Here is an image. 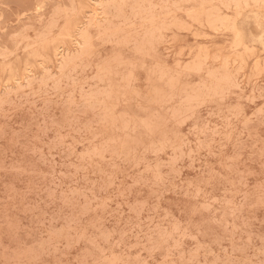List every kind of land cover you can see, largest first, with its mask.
Here are the masks:
<instances>
[{"label": "rangeland", "instance_id": "obj_1", "mask_svg": "<svg viewBox=\"0 0 264 264\" xmlns=\"http://www.w3.org/2000/svg\"><path fill=\"white\" fill-rule=\"evenodd\" d=\"M107 1L0 0V264H264V3Z\"/></svg>", "mask_w": 264, "mask_h": 264}, {"label": "bare ground", "instance_id": "obj_2", "mask_svg": "<svg viewBox=\"0 0 264 264\" xmlns=\"http://www.w3.org/2000/svg\"><path fill=\"white\" fill-rule=\"evenodd\" d=\"M2 1H3V0H2ZM49 1H50V0H49ZM62 1H63V0H62ZM67 1H68V0H67ZM112 1H113V0H112ZM112 1H107V2H110L109 4H116V5H117L116 2L111 3ZM126 1H128V0H126ZM133 1H134V0H133ZM136 1L138 2V0H135V2H136ZM144 1H145V0H144ZM150 1H151V0H150ZM150 1H147V3L150 2ZM185 1H186V0H185ZM190 1H191V2L193 1V2H194V0H190ZM199 1H202V0H199ZM221 1H222V0H221ZM226 1H227V0H226ZM233 1H234V0H228V2H231L232 4H233V3H236V4L239 3V2H238L239 0H238V1L235 0L236 2H233ZM260 1H261V0H260ZM9 2H10V1H9ZM71 2H72V1H71ZM88 2H89V1H88ZM94 2H97V1H94ZM98 2H101V1H98ZM120 2H121V1H120ZM157 2H160V1H157ZM188 2H189V1H187L186 3H188ZM223 2L225 3V1H222V3H223ZM228 2H227V5H228V4H231V3H228ZM252 2H253V1H252ZM254 2L257 4V1H254ZM254 2H253V3H254ZM262 2L264 3V0H262ZM262 2H261V3H262ZM6 3H7V2H6ZM10 3H11V2H10ZM62 3H63V2H62ZM69 3H70V2H69ZM133 3H134V2H133ZM133 3H132V4H133ZM142 3H143V1L141 2V5H142ZM150 3H151V2H150ZM198 3H199V2H198ZM243 3L245 4V2H243ZM43 4H46V3H43ZM47 4H48V3H47ZM72 4H73V2H72ZM72 4H70V5H72ZM95 4H97V3H95ZM99 4L102 5L103 3H99ZM105 4H106V3H105ZM118 4H119V3H118ZM120 4H122V5H120V6H124V3H123V2L120 3ZM126 4H127V3H126ZM132 4H131V5H132ZM135 4H136V3H135ZM256 4H255V5H256ZM1 5H3V4H1ZM6 5H7V4H6ZM10 5H12V4H10ZM23 5H25V4H23ZM40 5H42V4L40 3ZM40 5H39V6H40ZM63 5H64V4H63ZM151 5H152V3H151ZM156 5H159V4H156ZM156 5H155V6H156ZM199 5H200V4H199ZM199 5H198L197 7H199ZM223 5L225 6V7H223V8H224L226 11H227V9H228V11H229V7H228L229 5H228V6L225 5V4H223ZM223 5H222V6H223ZM261 5H262V4H261ZM261 5L258 6V7L260 8ZM15 6H16V5H15ZM49 6H50V5H49ZM94 6H95V5H94ZM143 6H144V5H143ZM148 6H149V4H148ZM153 6H154V5H153ZM159 6H160V5H159ZM159 6H156V7H159ZM226 6H227V7H226ZM234 6H236V5L234 4ZM238 6L240 7V5H238ZM238 6L235 7V8H239ZM245 6H246V5H245ZM46 7H47V6H46ZM74 7H75V6H74ZM99 7H100V6H99ZM114 7H115V6H114ZM138 7L141 9V7H140L139 5H138ZM151 7H152V6H151ZM156 7H155V8H156ZM181 7H182V6H181ZM191 7H192V6H191ZM200 7H201V6H200ZM37 8H39V10H40L42 7H41V8H40V7H37ZM37 8H36V9H37ZM44 8H45V7H44ZM101 8H102V10H104L103 7H101ZM108 8H110V7H108ZM115 8H116V7H115ZM115 8H113V10H115V12H116V10L119 11V9H115ZM117 8H121V10H120L121 12H120V11H119V12L122 13V11H123L122 8H123V7H119V6H117ZM139 8H135V10H136V9L139 10ZM145 8H146V7H145ZM152 8H153V7H152ZM155 8H153V10H154ZM163 8L165 9L166 7H163ZM192 8H194V7H192ZM202 8H203V7H202ZM202 8H200V9L203 11ZM207 8H209V7H207ZM233 8H234V7H233ZM235 8H234V9H235ZM6 9H7V8H6ZM28 9H29V8H28ZM42 9H43V8H42ZM42 9H41V10H42ZM45 9H46V8H45ZM66 9H70V7L66 8ZM129 9H130V6H129ZM132 9H133V7H131V10H130V11H133V10H134V9H133V10H132ZM146 9H148V11L151 10L150 7L146 8ZM184 9H186V8H184ZM188 9H189V8H187V10H188ZM190 9H191V8H190ZM195 9H196V8H195ZM205 9H206V8H204V10H205ZM260 9H262V8H260ZM37 10H38V9H37ZM39 10H38V11H39ZM72 10H73V8L71 9V11H72ZM80 10H81V8H80ZM141 10L143 11L144 8L141 9ZM159 10H160V9H159ZM179 10L181 11V9H179ZM209 10H211V9H209ZM236 10H238V9H236ZM3 11H4V10H3ZM5 11H6V10H5ZM28 11H29V10H28ZM42 11H43V10H42ZM46 11H47V10H46ZM67 11H68V10H67ZM97 11H98V10H97ZM156 11H157V10H156ZM180 11H179V12H180ZM182 11H183V10H182ZM182 11H181V12H182ZM188 11H189V10H188ZM199 11H200V10H199ZM199 11H197V12H199ZM207 11H208V10H206L205 12H207ZM220 11H221V10H219V12H220ZM234 11H235V10H234ZM1 12H2V11H1ZM8 12H9V11H8ZM8 12H7V13H8ZM11 12H12V11H11ZM24 12H25V11H24ZM26 12H27V11H26ZM29 12H30V11H29ZM29 12H28V13H29ZM33 12H34V11H33ZM56 12H58V11L55 10V13L52 11V14L50 13L51 16L53 15V13L56 14ZM59 12H60V11H59ZM59 12H58V13H59ZM85 12H86V11H85ZM85 12H84V13H85ZM102 12H103V11H102ZM106 12H109V13H110V11H108V9H106ZM106 12H105V13H106ZM138 12H139V11H138ZM149 12H150V11H149ZM186 12H187V11H186ZM205 12H204V13H205ZM219 12H218V13H219ZM235 12H236V11H235ZM3 13H4V12H3ZM12 13H13V12H12ZM30 13H31V12H30ZM42 13H43V12H42ZM44 13H45V12H44ZM117 13H118V12H116V15H117ZM140 13L142 14L143 12H140ZM145 13H146V12L144 11L143 14H145ZM207 13H208V12H207ZM210 13H211V11H210ZM5 14H6V13H5ZM8 14H9V13H8ZM13 14H14V13H13ZM16 14H17V13H16ZM37 14H38V13H37ZM37 14H36V15H37ZM76 14H77V13H76ZM129 14H131V13L129 12ZM146 14H147V13H146ZM146 14H145V15H146ZM162 14H163V13H162ZM187 14L189 15V13H187ZM197 14L199 15L200 13H197ZM201 14H202V12H201ZM215 14H216V13H215ZM6 15H7V14H6ZM9 15H10V14H9ZM14 15H15V14H14ZM27 15H28V14H27ZM33 15H34V14H33ZM39 15H41V14H39ZM45 15H46V14H45ZM45 15H44V17H46ZM48 15H49V14H48ZM80 15H83V14H80ZM101 15H102V14H101ZM104 15H105V14H104ZM110 15H111L110 17L113 16V14H110ZM121 15H123V14H121ZM193 15H194V14H193ZM224 15H225V14H224ZM224 15H223V16H224ZM0 16H1V15H0ZM87 16L90 17L91 15H87ZM105 16L107 17V15H105ZM147 16H148V15H147ZM153 16H154V13H153L152 17H151V16H148V17H150V18H148V24H149L148 27H150V28L152 27V25H153L154 23H153V24H151L152 22L149 23V21H150L149 19H151V18H152V19H154V18L156 19V17H153ZM160 16H161V15H160ZM186 16H187V15H186ZM191 16H192V15H191ZM218 16H219V15H218ZM220 16H221L220 18H224V17H225V20H227L226 17H228V19H229V16H224V17H223L222 15H220ZM8 17H9V16H8ZM10 17H12V16L10 15ZM26 17H27V16H26ZM29 17L31 18V15H29ZM29 17H27V18H29ZM40 17H41V16H40ZM52 17H53V16H52ZM115 17H116V16H115ZM117 17L120 18V16H118V15H117ZM129 17H130V16H129ZM133 17H135V15H133ZM137 17H139V16H137ZM188 17H189V16H188ZM188 17H187V18H188ZM199 17H200V16H199ZM199 17H197V18H199ZM4 18H5V17H4ZM4 18H3V19H4ZM6 18H7V17H6ZM30 18H29V21H30ZM83 18H84V17H82V19H83ZM90 18H93V17H90ZM124 18H126V17H124ZM124 18H122V19L124 20ZM157 18H158V15H157ZM171 18H172V17H171ZM197 18H196V19H197ZM218 18H219V17H218ZM24 19H25V18H24ZM48 19H50V22L52 21V20H51V17H49ZM112 19H113V18H112ZM141 19H143V18H141ZM145 19H146V18H145ZM152 19H151V21H153ZM174 19H176V18L174 17ZM188 19H191V18H188ZM27 20H28V19H27ZM41 20H42V19H41ZM66 20L68 21L69 19H66ZM66 20H65V22H67ZM77 20H78V19H77ZM92 20H93V19H92ZM97 20H98V19H97ZM102 20H103V19H102ZM108 20H110V19H108ZM157 20H159V18H158ZM172 20H173V19H172ZM216 20H217V21H220V20H221V21H224V20H222V19H216ZM23 21H24V20H23ZM55 21H58V20H55ZM72 21H73V20H72ZM103 21H104V20H103ZM128 21H129V19H128ZM128 21H127V22H128ZM142 21H143V20H142ZM144 21H147V20H144ZM144 21H143V22H144ZM176 21H178V20H176ZM176 21H175V22H176ZM179 21H180V20H179ZM179 21H178V22H179ZM196 21H197V20H195V21H193V22L195 23ZM199 21H200V19H199ZM227 21H228V20H227ZM227 21H225V23H227ZM20 22H21V20H20ZM38 22H40V21H37V23H38ZM50 22H49V23H50ZM91 22H92V21H90V23H91ZM110 22H111V21H110ZM120 22H121L122 25H124L123 23L126 22V21L124 20V22H122V21H120ZM156 22H157V21H155V23H156ZM173 22H174V21H173ZM173 22H172V24H173ZM175 22H174V23H175ZM181 22H183V20H182ZM197 22H198V21H197ZM197 22H196V24H197ZM201 22H202V21H201ZM229 22H230V21H229ZM229 22H228V24H229ZM2 23H3V22H2ZM17 23H18V22H17ZM54 23H56V22H54ZM74 23H75V22H73V24H72V25H74V27H73L72 25H70V26H72L73 28H75V25L77 24V23H76V24H74ZM87 23H88V22H87ZM101 23H104V22H101ZM111 23H112V22H111ZM111 23H110V26H113V25H112L113 23H112V24H111ZM179 23H180V22H179ZM179 23H178V24L175 23V25H176V24L178 25V27L175 28V29H177V30L179 29V25L182 24V23H180V24H179ZM183 23L185 24V22H183ZM218 23H219V22H218ZM11 24H13V23H11ZM18 24H19V23H18ZM24 24H27V23H24ZM47 24H48V23H47ZM50 24H51V23H50ZM96 24H97V21H96ZM106 24H109V23H106ZM114 24H115V23H114ZM118 24H119V23H118ZM118 24H117V25H118ZM133 24H134V23H132V24L129 25V26H133V29H134V25H133ZM144 24H146V23H144ZM199 24L201 25V23H199ZM222 24H224V22H223ZM222 24H220V27L222 26ZM8 25H9V24H8ZM22 25H23V24H22ZM28 25H30V24H28ZM43 25H44V24H43ZM68 25H69V24H68ZM84 25H85V24H84ZM84 25H83V27H84ZM87 25H88V24H87ZM115 25H116V24H115ZM117 25H116V27H118L120 24H119L118 26H117ZM140 25H141V27H142V23H141ZM150 25H151V26H150ZM218 25H219V24H218ZM19 26H21V25H19ZM70 26H69V27H70ZM90 26H92V25H90ZM104 26H105V25H104ZM124 26L127 27L126 25H124ZM129 26H128V27H129ZM183 26H184V25H183ZM183 26H182V27H183ZM186 26H187V25H186ZM188 26H190V27H186V28H187L188 30H190L191 25L189 24ZM198 26H199V25H198ZM38 27L41 28V25L38 26ZM88 27H89V26H87L86 28H82V27H81L82 29H80V30L87 29ZM97 27H98V26H97ZM101 27H102V26H101ZM114 27H115V26H114ZM114 27L111 28V29H108V30H111V31H112V29H117V28H114ZM125 27H124V28H125ZM138 27H139V26H138ZM138 27H137V28H138ZM148 27H145V29H147V31L149 30ZM153 27H154V29H155V26H153ZM220 27H219V28L215 27V28H217V29L219 30ZM226 27H227V26H226ZM231 27H232V26H231ZM12 28H13V27H12ZM45 28L47 29L48 27L46 26ZM50 28H51V27H50ZM54 28H55V27H54ZM59 28H60V27H59ZM78 28H79V27H78ZM103 28H104V27H103ZM118 28H120V27H118ZM157 28H158V26H157ZM212 28H213V27H212ZM215 28H213V30H214ZM224 28H225V27H223V29H224ZM100 29H102V28H100ZM129 29H130V28H129ZM129 29H127V30L129 31ZM139 29L141 30V28H139ZM142 29H144V28H142ZM151 29H153V28H151ZM151 29H150V31H151ZM223 29H221V30H223ZM67 30H68V29H67ZM67 30H66V31H67ZM70 30H72V29H70ZM97 30H98V29H97ZM102 30H103V29H102ZM104 30H105V29H104ZM104 30H103V31H104ZM108 30H106V31L108 32ZM124 30H125V29H124ZM135 30H136V29H135ZM196 30H198V29H196ZM196 30H195V32H196ZM224 30H225V29H224ZM231 30H232V28H231ZM19 31H21V30H19ZM19 31H18V32H19ZM26 31H28V30H26ZM49 31H51V30H49ZM49 31H47V32H45V33L47 34V33H49ZM60 31H61V30H60ZM76 31H77V30H76ZM103 31H102V32H103ZM113 31H114V30H113ZM121 31H122V29H121L119 32H121ZM150 31H149V32H150ZM199 31H200V30H199ZM199 31H198V32H199ZM215 31H216V30H215ZM4 32H5V31H4ZM23 32H25V30H24ZM62 32H64V30H63ZM70 32H72V31H70ZM100 32H101V31H100ZM100 32L98 31V33H100ZM102 32H101V34H103ZM126 32H127V31L125 30V33H126ZM129 32H131V31H129ZM129 32H127V34H129ZM149 32H148V33H149ZM193 32H194V31H193ZM198 32H197L196 34H198V35L201 34V33H198ZM221 32H222V31H221ZM11 33H14V32L12 31ZM40 33L45 34V33L43 32V30H42ZM59 33H61V32H59ZM59 33H58V34H59ZM98 33H97V34H98ZM114 33L116 34L117 32H114ZM125 33H122V34L125 36V38H126V40H127V37H126L127 35H125ZM144 33H146V32H143V34H144ZM190 33H191V32H190ZM8 34H10V33L8 32ZM8 34H5V33H4V36H5V35H8ZM14 34H15V33H14ZM17 34H19V33H17ZM46 34H45V35H46ZM58 34H57V35H58ZM64 34H65V33H64ZM67 34H69V33L67 32ZM85 34H86V35H89V34H87V33H85ZM112 34H113V33H111V36H112V37L116 36V35H112ZM192 34H193V33H192ZM12 35H13V34H12ZM12 35L10 34L9 36H12ZM19 35H20V34H19ZM19 35H18V36H19ZM21 35H22V34H21ZM48 35H49V34H48ZM62 35H63V34H62ZM62 35H60V36H62ZM104 35H105V31H104ZM104 35H102V36H104ZM108 35H109V34H108ZM123 35H121V38L123 37ZM133 35L136 36V34H133ZM144 35H145V34H144ZM193 35H194V37L197 36V35H195V34H193ZM2 36H3V34H2ZM18 36H16V37L18 38ZM38 36H40V38H42V35H38ZM64 36H66V35H64ZM64 36H62V37H64ZM67 36H70V35H67ZM76 36H77V35L74 34V37H76ZM89 36H90V35H89ZM97 36H98V35H97ZM142 36H143V35H142ZM142 36H141V37H142ZM157 36H158V35H157ZM159 36L161 37V35H159ZM19 37H22V36H19ZM34 37H35V36H34ZM36 37H37V36H36ZM36 37H35V38H36ZM57 37H59V36H57ZM77 37L80 38L79 36H77ZM147 37H148V36H147ZM147 37H144V39H146ZM9 38H10V37H9ZM12 38H13V37H12ZM12 38H11V39H12ZM40 38H39V39H40ZM68 38H69V37H68ZM71 38H73V37H71ZM81 38H82V37H81ZM106 38H107L106 40H110L109 36H107ZM123 38H124V37H123ZM134 38H135V37H134ZM197 38H198V36H197ZM0 39H1V41L4 40L3 37H1V36H0ZM11 39H10V40H11ZM20 39H21V38H19L18 40L20 41ZM44 39H45V38H44ZM89 39H90V37H89ZM95 39H96V41H97V39H99V38H95ZM144 39H143V40H144ZM148 39H150V38H148ZM14 40H15V38H14ZM58 40H59V42H61V44H62V42L64 43L63 40H60V39H58ZM82 40H83V38H82ZM106 40H104V41L106 42ZM158 40H161V39L158 38ZM158 40H156L157 43L159 42ZM12 41H13V40H11V42H12ZM15 41H16V40H15ZM15 41H14V42H15ZM135 41H136V40H134V42H135ZM146 41H147V40H146ZM3 42H4V41H3ZM5 42H6V40H5ZM51 42H53V41H51ZM83 42H88V41L83 40ZM107 42H110V41H107ZM122 42L124 43L123 40H122ZM122 42H121L120 44L124 45ZM171 42H172V41H169L168 43H171ZM15 43L18 44L19 42H15ZM74 43H77V42L75 41ZM89 43H90V42H88L87 45H88ZM110 43H111V44H112V43L114 44V42H110ZM118 43H119V42H118ZM125 43H126V42H125ZM142 43H145V41H142ZM147 43H148V42H147ZM157 43H156V45H158ZM168 43H167V44H168ZM11 44H12V43H11ZM13 44H14V43H13ZM19 44H20V43H19ZM19 44H18V45H19ZM77 44H78V43H77ZM107 44H108V43H107ZM153 44H154V43H152V45H151V43H150V44H149V48H150L151 46H156V45H153ZM64 45H65V44H64ZM137 45H138V44H137ZM137 45L135 44V46H137ZM139 45L141 46V44H139ZM5 46H6V45H5ZM32 46H33V45H32ZM44 46H45V45H44ZM44 46H41V47H42L43 49H45L46 46H45V47H44ZM83 46H86V44H84ZM83 46H82V45L80 46V47H82V48H81L82 51H83V52H85V51L88 52V50L83 49V48H86V47H83ZM89 46H90V44H89ZM135 46H134V47H135ZM11 47H12V46H11ZM142 47H143V46H142ZM0 48H1V47H0ZM8 48H9V46H8ZM35 48H37V47H35ZM35 48H32V49H35ZM153 48H154V47H153ZM6 49H7V48H6ZM9 49H10V48H9ZM9 49H8V51H9ZM11 49L13 50V48H11ZM43 49H42V51H45V50H43ZM61 49H62V48H61ZM87 49H89L88 46H87ZM90 49H93V48L91 47ZM138 49H139V48H136V47H135V50L138 51ZM144 49L146 50V48H144ZM199 49H201V48H199ZM23 50H24V49H23ZM139 50H140V49H139ZM141 50H142V49H141ZM0 51H2V50H0ZM31 51H32V50H30V52H31ZM55 51H57V50H55ZM90 51H92V50H89V52H90ZM146 51H147V50H146ZM148 51H149V50H148ZM151 51H152V50H151ZM140 52H141V51H140ZM149 52H150V51H149ZM3 53H5V52H3ZM3 53L1 52L0 54H1L2 56H3V55H8V54H3ZM7 53H10V52H7ZM11 53H12V52H11ZM28 53H29V52H28ZM71 53H72V52H71ZM76 53H77V52H76ZM80 53H82V52L80 51ZM137 53H139V51H138ZM202 53H203V52H202ZM259 53H260V51H259ZM30 54H31V53H30ZM33 54H34V53H33ZM66 54H67V51L65 52V55H66ZM86 54H88V53H85V55H86ZM217 54H218V53H217ZM233 54H235V53H233ZM1 55H0V57H2ZM58 55H59V54H58ZM58 55H57V56H58ZM72 55H74V54L72 53ZM72 55H70V56H72ZM75 55H77V54H75ZM85 55H84V56H85ZM202 55H203V54H202ZM218 55H219V54H218ZM27 56H28V55H27ZM32 56H34V55H32ZM40 56H41V55H40ZM77 56H78V55H77ZM89 56H90V55H89ZM142 56H144V55H142ZM145 56H147V55H145ZM153 56H154V55H153ZM226 56H227V55H226ZM42 57H43V55H42ZM61 57H62V56H61ZM65 57H67V55H66ZM73 57H76V56H73ZM73 57H71V59H70V57H69L68 60H73V59L75 60L76 58H73ZM78 57L81 58L82 55L80 56V54H79ZM78 57H77V59H78ZM86 57H87V56H86ZM108 57H109V56H107L106 59H104V60L106 61V60L108 59ZM147 57H148V56H147ZM227 57H230V56H227ZM3 58H4V57H3ZM5 58H6V57H5ZM62 58H63V57H62ZM67 58H68V57H67ZM104 58H105V57H104ZM222 58H223V57H222ZM1 59H2V58H1ZM64 59H65V58H63V60H64ZM152 59H153V58H152ZM225 59H227V58H225ZM228 59H229V58H228ZM257 59H259V58H257ZM26 60H28V59H26ZM42 60H44V59H42ZM45 60H46V59H45ZM50 60H51V59H48V61H50ZM81 60H82V59H81ZM233 60L236 61V60H238V59H233ZM259 60H260V59H259ZM39 61H40V60H39ZM86 61H87V59H86ZM107 61H108V60H107ZM123 61H125V60H123ZM123 61H122V62H123ZM225 61H226V60H225ZM235 61H234V62H235ZM41 62H42V61H41ZM64 62H65V61H64ZM67 62H69V61H67ZM67 62H65V63H67ZM70 62H71V61H70ZM70 62H69V65H70ZM73 62H74V61H73ZM79 62H80V61H79ZM108 62H110V61H108ZM125 62H127V61H125ZM128 62L130 63V61H128ZM143 62H144V61H142V63H143ZM223 62H224V61H223ZM240 62H241V61H240ZM11 63H12V62H11ZM37 63H38V62H37ZM42 63H45V62H42ZM49 63H51V61H50ZM58 63H60V62H58ZM102 63H104V62H102ZM149 63H150V62H149ZM51 64H52V63H51ZM51 64H48V66L51 65ZM61 64H63V63H61ZM77 64H78V63H77ZM79 64H80V63H79ZM132 64H133V63H132ZM143 64H144V63H143ZM228 64H229V63H228ZM233 64H234V63H233ZM81 65H82V66H83V65L85 66L86 64L83 63V64H81ZM88 65H89V64H88ZM123 65H124V62H123ZM221 65H222V64H221ZM226 65H227V64H225L224 66L222 65V68H221V69H220V67L218 66V69H219V70H222V69H224V68L226 69V67H227ZM58 66H60V64H59ZM62 66H64V65H62ZM71 66H72V68L75 67V66H73V65H71ZM76 66H78V65H76ZM82 66H81V67H82ZM103 66L106 67V65H103ZM129 66H133V65H130V64H129ZM152 66H154V65H152ZM26 67H27V66H26ZM42 67H43V66H42ZM60 67H61V66H60ZM78 67H79V66H78ZM98 67H99V66H98ZM98 67H96V68H98ZM162 67H163V66H162ZM162 67H161V69H164L166 66L164 65V68H162ZM12 68H13V67H12ZM65 68H66V67H65ZM72 68H70V69H72ZM75 68H77V67H75ZM75 68H73V71L76 70ZM91 68H92V67H91ZM91 68H90V69H91ZM96 68H95V69H96ZM101 68L103 69V67H99V69H101ZM134 68H135V63H134ZM140 68H142V67H140ZM149 68L151 69V67H149ZM239 68H240V67H239ZM8 69H9V68H8ZM49 69H50V68H49ZM56 69H58V67H57ZM132 69H133V68H132ZM150 69H148V70H150ZM12 70H13V69H12ZM77 70H78V69H77ZM97 70H98V69H97ZM127 70L130 71V69H127ZM24 71H25V70H24ZM30 71H32V70H30ZM43 71L46 72L47 70L44 69ZM48 71H50V70H48ZM48 71H47V72H48ZM58 71H59V70H58ZM68 71H69V70H68ZM99 71H100V70H99ZM101 71H102V70H101ZM103 71H104V70H103ZM106 71H107V70H106ZM15 72H16V71H15ZM27 72H28V71H27ZM33 72H34V71H33ZM47 72H46V74H47ZM59 72H62V71H59ZM69 72H71V71H69ZM69 72H68L67 75H70ZM130 72H131V71H130ZM11 73H12V72H11ZM11 73H10V74H11ZM75 73L78 74V72H75ZM75 73H74V74H75ZM81 73H82V72H81ZM105 73H106V72H105ZM107 73H109V72H107ZM10 74H8V75H10ZM15 74H16V73H15ZM63 74H65V73H63ZM95 74H96V73H95ZM102 74H103V73H102ZM125 74H127V73L125 72ZM145 74H146V73H145ZM53 75H54V73H53ZM56 75H57V74H55L54 76H56ZM59 75H60V74H59ZM80 75H81V74H80ZM80 75H79V76H80ZM131 75H132V73H131ZM131 75H130L129 77H131ZM11 76H12V74H11ZM99 76H101V75H99ZM115 76H116V74H115ZM17 77H18V75H17ZM40 77H41V76H40ZM40 77H39V78H40ZM45 77H46V76H45ZM56 77H59V76H56ZM60 77H61V76H60ZM64 77H65V76H64ZM71 77H72V76H70V77H66V78H68V80H69V79H71ZM73 77H74V76H73ZM101 77H102V76H101ZM127 77H128V75L125 76V78H127ZM33 78H34V77H33ZM49 78H50V76H49ZM98 78H100V77H98ZM122 78L124 79L123 81L126 80L124 77H122ZM9 79H10V77H9ZM34 79H36V78H34ZM41 79H42V78H41ZM61 79H62V77H61ZM63 79H65V78H63ZM127 79H128V78H127ZM129 79H130V78H129ZM131 79H132V78H131ZM17 80H18V79H17ZM36 80H40V79H36ZM45 80H46V79H45ZM47 80H48V78H47ZM102 80H103V79H102ZM121 80H122V79H121ZM121 80H120V81H121ZM132 80H133V79H132ZM25 81H26V80H25ZM41 81H42V80H41ZM116 81H117V80H116ZM15 82H17V81H15ZM44 82H45V81H44ZM44 82H43V83H44ZM55 82H58V80L55 81ZM117 82H118V81H117ZM131 82H132V81H130V83H131ZM7 83H8V82H7ZM26 83H27V81H26ZM40 83H41V82H40ZM45 83H46V82H45ZM45 83H44V84H45ZM60 83H61V82H60ZM60 83H58V84H56V85H59ZM62 83H63V82H62ZM67 83H68V82H67ZM67 83H65V85H66ZM119 83H120V82H119ZM122 83H123V82H122ZM124 83H125V84H123V85L125 86V85H126V81H125ZM127 83H128V82H127ZM5 84H6V83H5ZM27 84H28V83H27ZM41 84H42V83H41ZM38 85H40V84H38ZM42 85H43V84H42ZM123 85H122V86H123ZM15 86H16V84H15ZM19 86H20V85L18 84V87H19ZM27 86L29 87V85H27ZM31 86H32V85H31ZM45 86H46V85H45ZM53 86H54V85H53ZM59 86H60V85H59ZM69 86H71V84H69ZM116 86H117V85H116ZM122 86H119V85H118L117 87L123 88L124 86H123V87H122ZM9 87H10V86H9ZM66 87H67V85H66ZM128 87H129V86H127V88L125 87V89H128ZM19 88H21V87H19ZM30 88H32V87H30ZM44 88H45V87H43V89H44ZM49 88H54V87H49ZM59 88H61V87H58V88H56V89H58V91H59ZM62 88H63V87H62ZM68 88H69V87H68ZM115 88H116V87H115ZM9 89H12V88H9ZM112 89H113V88H112ZM117 89H118V88H117ZM13 90H14V89H13ZM13 90H12V91H13ZM71 90H72V89H71ZM5 91H6V90H5ZM17 91H19L18 88L16 89L15 93H16ZM31 91H32V90H31ZM40 91H42V90H40ZM60 91H61V90H60ZM97 91H98V90H97ZM97 91H96V92H97ZM8 92H9V91H8ZM34 92H35V91H34ZM34 92L32 91V92H30V93H33V94H34ZM117 92H119V91H117ZM28 93H29V92H27L26 94H28ZM121 93H122V92H120V94H121ZM96 94H97V93H96ZM111 94H112V91H111ZM15 95H16V94H15ZM114 95H115V94H114ZM31 96H32V95H31ZM118 97H120V96H118ZM18 98H19V97H18ZM20 98H22V97H20ZM115 98L117 99V96H115ZM96 99H98V98H96ZM100 102H101V101H100ZM103 102H104V101H103ZM103 102H102V103H103ZM116 102H117V101H116ZM112 103H113V102H112ZM113 106L116 107V105H113ZM115 107H113V109H114ZM108 112H109V111H108ZM105 121H106V120H105ZM108 123H109V122H107V124H108ZM125 123H126V122H125ZM126 124H127V123H126ZM127 125H128V124H127ZM108 126H109V125H108ZM125 127H126V129H127V126L124 125V128H125ZM128 127H129V126H128ZM117 129H118V128H117ZM118 130L120 131V129H118ZM125 135L128 136L127 134H125ZM113 136H114V135H113ZM117 137H118V136H117ZM128 137H129V136H128ZM132 137H133V136H132ZM132 137H131V138H132ZM125 138H126V137H125ZM116 139H117V138H116ZM122 141H123V139H122ZM120 147H122V146H120Z\"/></svg>", "mask_w": 264, "mask_h": 264}]
</instances>
